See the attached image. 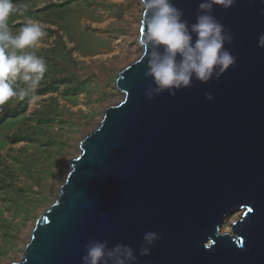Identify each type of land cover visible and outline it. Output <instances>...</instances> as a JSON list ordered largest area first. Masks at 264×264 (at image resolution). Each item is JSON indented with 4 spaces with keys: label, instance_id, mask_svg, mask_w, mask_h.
I'll list each match as a JSON object with an SVG mask.
<instances>
[{
    "label": "water",
    "instance_id": "obj_1",
    "mask_svg": "<svg viewBox=\"0 0 264 264\" xmlns=\"http://www.w3.org/2000/svg\"><path fill=\"white\" fill-rule=\"evenodd\" d=\"M174 2L194 23L201 0ZM262 12L264 0L217 5L236 63L219 80L194 81L175 97L147 98L152 81L141 48L114 82L121 101L82 139L57 199L12 264H82L92 240L130 245L139 264H264ZM234 210L243 213L233 234H221ZM147 231L163 238L139 257Z\"/></svg>",
    "mask_w": 264,
    "mask_h": 264
},
{
    "label": "rangeland",
    "instance_id": "obj_2",
    "mask_svg": "<svg viewBox=\"0 0 264 264\" xmlns=\"http://www.w3.org/2000/svg\"><path fill=\"white\" fill-rule=\"evenodd\" d=\"M15 3L45 25L46 35L32 50L47 71L35 103L0 125V264L21 259L37 219L57 199L80 142L97 128L104 110L121 101L114 85L118 73L142 51L139 0ZM23 22L17 14L8 20L14 34ZM240 216L241 211L226 218L221 233L233 234L229 229Z\"/></svg>",
    "mask_w": 264,
    "mask_h": 264
},
{
    "label": "clouds",
    "instance_id": "obj_3",
    "mask_svg": "<svg viewBox=\"0 0 264 264\" xmlns=\"http://www.w3.org/2000/svg\"><path fill=\"white\" fill-rule=\"evenodd\" d=\"M146 15L141 20L138 40L146 60L144 76L152 81L145 91L148 99L167 92L194 86V81L208 84L219 80L236 63L229 45L234 36L216 17L217 5L230 10L237 0H201L195 22L184 18L174 0H140ZM25 6L14 0H0V106L9 101H23L41 85L47 71L45 60L34 49L46 35L45 25L25 15ZM13 14L24 17L15 34L9 27ZM264 15V12L261 13ZM146 29V31H145ZM257 46L264 48V33ZM37 98L29 102L35 103ZM208 101H214L211 93ZM163 237L154 231L143 234L139 257L151 255V249ZM82 264H139L137 250L127 244L109 246L107 240H92L85 245Z\"/></svg>",
    "mask_w": 264,
    "mask_h": 264
},
{
    "label": "trees",
    "instance_id": "obj_4",
    "mask_svg": "<svg viewBox=\"0 0 264 264\" xmlns=\"http://www.w3.org/2000/svg\"><path fill=\"white\" fill-rule=\"evenodd\" d=\"M17 1L18 0L14 1V3ZM48 9H50V6H46L40 11L44 12ZM28 14H31V12H28ZM50 89L51 88H49V90ZM37 94H39V92L29 93V95L23 101H21V103H19V105L15 108H11L9 105H7L6 107H0V125L4 124V122L9 117H18L19 115L23 114L26 111V107L29 101Z\"/></svg>",
    "mask_w": 264,
    "mask_h": 264
},
{
    "label": "bare ground",
    "instance_id": "obj_5",
    "mask_svg": "<svg viewBox=\"0 0 264 264\" xmlns=\"http://www.w3.org/2000/svg\"><path fill=\"white\" fill-rule=\"evenodd\" d=\"M140 1V0H139ZM141 3V2H140ZM142 14V13H141ZM140 18H141V16H140ZM139 38H140V36H139ZM129 66V65H128ZM126 68V67H125ZM103 116V115H102ZM101 121V120H100ZM239 211H232L226 218H227V220L229 221L230 219H232L235 215H237V213H238ZM242 213H243V211H241V215H242ZM240 218H241V216H240ZM223 227V226H222ZM221 227V228H222ZM231 227H232V225H231ZM221 228H220V233H221ZM34 229V228H33ZM233 230H231V229H229V232L228 233H231ZM222 234V233H221ZM232 235V234H231Z\"/></svg>",
    "mask_w": 264,
    "mask_h": 264
}]
</instances>
